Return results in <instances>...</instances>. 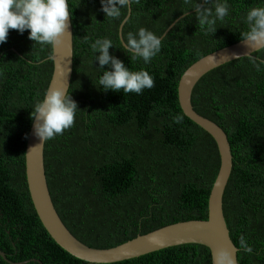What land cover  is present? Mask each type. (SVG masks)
Wrapping results in <instances>:
<instances>
[{
	"label": "trees",
	"instance_id": "obj_1",
	"mask_svg": "<svg viewBox=\"0 0 264 264\" xmlns=\"http://www.w3.org/2000/svg\"><path fill=\"white\" fill-rule=\"evenodd\" d=\"M69 2L74 7L69 92L80 110L70 129L44 145L47 185L61 221L94 249H110L172 224L206 221L220 155L214 139L183 114L178 82L193 63L242 41L243 16L251 7L264 6V0H229L231 14L212 35L200 31L194 15L180 19L148 65L110 48L133 71L145 68L153 75L155 86L142 95L98 89V62L93 68L89 44L82 42L85 36L108 37L120 47L119 26L128 8L121 20L111 21L100 11V0ZM185 11L184 0H133L122 37L145 27L162 38ZM52 53V48L34 45L27 31L10 30L0 46V251L9 262L0 257V264L32 259L92 264L51 239L26 181L30 113L50 84ZM252 58L264 60V48L210 71L194 88L191 101L230 143L234 161L223 212L238 264H264V64L257 71ZM176 114L183 116L181 124L173 123ZM241 234L253 247L251 254L240 248ZM114 264H211V255L204 246L187 244Z\"/></svg>",
	"mask_w": 264,
	"mask_h": 264
},
{
	"label": "clouds",
	"instance_id": "obj_2",
	"mask_svg": "<svg viewBox=\"0 0 264 264\" xmlns=\"http://www.w3.org/2000/svg\"><path fill=\"white\" fill-rule=\"evenodd\" d=\"M135 2L139 3V0ZM132 3L133 0H100V11L111 21L121 20L123 10ZM184 3L187 11L180 19L194 15L200 31L206 35L215 33L218 22H224L231 14L229 0H184ZM73 8L69 0H0V46L7 42L9 31L16 30L21 35L27 31L28 39L34 45L56 49L63 44L64 37L71 35L69 28ZM242 23L246 25L245 30L240 32L245 46L252 50L264 48V6L248 9ZM82 42L89 44L92 67L94 62H98L93 68L100 73L96 86L101 91L142 95L146 89L155 86V79L149 71L145 68L133 71L109 51L110 48H120L129 55L132 62L142 61L144 65H148L162 51V38L155 32L145 27L128 31L126 38L120 41V47L114 46L113 40L108 37L93 40L91 36H85ZM247 55L251 56V53ZM251 62L257 71L264 64V60L257 62L255 58ZM2 75L0 72V76ZM78 110L77 101L67 89H47L30 113L33 135L40 141L37 146L70 129L75 123ZM172 121L181 124L183 116L176 114ZM239 245L245 253L253 252V247L243 234L239 236ZM217 261L218 264H234L233 259L225 252L218 254Z\"/></svg>",
	"mask_w": 264,
	"mask_h": 264
},
{
	"label": "water",
	"instance_id": "obj_3",
	"mask_svg": "<svg viewBox=\"0 0 264 264\" xmlns=\"http://www.w3.org/2000/svg\"><path fill=\"white\" fill-rule=\"evenodd\" d=\"M130 16L131 6L128 8L127 16L119 26L120 41L123 39V27ZM178 20L180 18L171 24L163 34L162 39ZM69 31L71 35L63 38V44L52 49L53 74L48 89L55 87L69 91L73 73L72 24ZM261 49L263 48L252 50L246 47L242 41L232 44L193 63L178 82V102L183 114L214 139L220 155L221 165L209 195L206 221L193 220L172 224L149 234L137 236L110 249H94L84 245L69 232L54 208L45 175V143L37 146L40 141L33 135L31 125L25 150L26 181L34 210L51 239L71 256L92 264L119 263L187 244L206 247L210 251L211 264H218L217 256L220 252L227 253L233 259L234 264H238V249L230 238L223 212V197L233 169L230 143L226 133L217 124L202 117L194 110L191 101L194 88L210 71L240 58L250 57L247 54L251 53L252 56ZM0 257L9 263L1 251ZM30 262L39 263L32 259L16 264H28Z\"/></svg>",
	"mask_w": 264,
	"mask_h": 264
},
{
	"label": "bare ground",
	"instance_id": "obj_4",
	"mask_svg": "<svg viewBox=\"0 0 264 264\" xmlns=\"http://www.w3.org/2000/svg\"><path fill=\"white\" fill-rule=\"evenodd\" d=\"M169 146H170V145H169ZM169 146H168V147H169ZM98 150H99V149H98ZM176 157H177V156H176ZM180 159H181V158H180ZM180 159H179V160H180ZM233 161H234V160H233ZM180 164H181V163H180ZM149 174H150V173H149ZM149 179H150V178H149ZM235 219H236V218H235ZM227 225H228V224H227ZM244 227H245V226H244ZM230 230H231V229H230ZM249 232H250V231H249ZM252 232H253V231H252ZM236 234H237V233H236ZM238 236H239V235H238ZM246 238H247V237H246ZM261 239H262V238H261ZM261 242H262V241H261Z\"/></svg>",
	"mask_w": 264,
	"mask_h": 264
}]
</instances>
